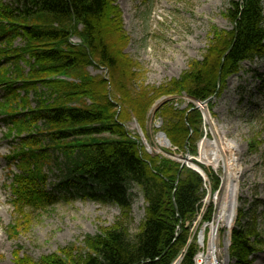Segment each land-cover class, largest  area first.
Listing matches in <instances>:
<instances>
[{
	"label": "trees",
	"instance_id": "obj_1",
	"mask_svg": "<svg viewBox=\"0 0 264 264\" xmlns=\"http://www.w3.org/2000/svg\"><path fill=\"white\" fill-rule=\"evenodd\" d=\"M223 17L232 29L213 30L202 60L191 61L166 85L136 89L140 75L124 53L128 37L113 0H0V87L6 93L0 114L9 127L6 136L17 137L10 158L19 171L10 185L12 206L25 216V209L56 202L43 173L48 151L56 150L62 158L56 162L61 173L56 189L75 190L84 200L119 209L112 225L98 228L81 245L61 248L39 262L15 251L14 264H171L180 254L188 237L186 222L203 195L202 179L172 160L150 156L124 124L134 117L144 130L146 115L161 96L184 92L203 101L218 95L241 63L264 57L262 0L230 1ZM17 39L22 45H14ZM89 67L106 69L108 80L91 76ZM30 94L35 108L29 105ZM19 106L26 113H17ZM159 116L172 146H187L195 154L200 114L191 111L185 121L186 111L164 106ZM29 128V136L22 137ZM212 182L216 188L217 179ZM134 185L142 193L145 216L132 234L129 190ZM244 217L240 210L231 235L232 264H253L252 256L261 251L255 218L243 226ZM195 253L191 243L180 264H194Z\"/></svg>",
	"mask_w": 264,
	"mask_h": 264
},
{
	"label": "rangeland",
	"instance_id": "obj_2",
	"mask_svg": "<svg viewBox=\"0 0 264 264\" xmlns=\"http://www.w3.org/2000/svg\"><path fill=\"white\" fill-rule=\"evenodd\" d=\"M230 1L239 0H113L119 7L123 29L128 37L124 53L136 63L134 70L140 75L135 88L140 85L159 88L172 79H178L191 61L202 60L213 30L232 28L223 17ZM262 4L264 8V0ZM14 45H22L20 39ZM87 71L91 76L105 73L95 67H89ZM5 97L6 93L0 88V102H4ZM29 105L31 108L36 105L32 94ZM208 110L210 125L203 122V135H212L208 137L210 139L216 136L221 140L226 159L232 157L228 151L230 143L238 146L236 156L243 169V177L239 185L237 209H243L248 215L242 224L255 218L262 247L252 259L253 264H264V58L241 63L238 73L230 76L223 91L211 99ZM157 111L153 107L148 119L146 115L143 131L135 118L126 122L128 133L141 137L150 156L177 159L163 145L161 152H154L155 129L165 125L158 119ZM16 112L26 113V110L19 106ZM157 124L159 128L155 127ZM8 133L9 127L0 115V264H14L15 251L20 257L26 256L39 262L43 256L61 248L81 245L86 236H93L98 228L114 223L119 216L118 207L84 200L75 190L66 193L55 188L61 178L56 162L62 160L56 150L48 151L50 159L43 166L47 191L55 196L56 202L43 208L25 209V216H22L12 206L10 189L13 175L19 172L15 164L17 161L10 158L17 137L15 134L6 137ZM30 133L31 128L22 137H28ZM199 140L196 141L198 144ZM253 142L256 144L251 149ZM145 143L150 145V150ZM216 175L219 177L220 173ZM129 192L132 195L130 231L135 234L144 220L145 202L137 186H131ZM11 227H15L16 234ZM198 227L194 231H198ZM220 259L225 261V254L222 253ZM229 263V259L224 262Z\"/></svg>",
	"mask_w": 264,
	"mask_h": 264
},
{
	"label": "bare ground",
	"instance_id": "obj_3",
	"mask_svg": "<svg viewBox=\"0 0 264 264\" xmlns=\"http://www.w3.org/2000/svg\"><path fill=\"white\" fill-rule=\"evenodd\" d=\"M208 114H209V112H207V110H206L204 113L205 121L210 125ZM145 145H146L147 149L150 150V145L147 143H145ZM160 145L168 146L167 141L165 140L164 136L161 134L157 135V137H156V144L153 147L154 152H156V153L161 152ZM217 149L220 151L219 145L214 146V144H212V143H208L207 141H203L199 146V155H198L196 161L198 163L204 165L205 167L211 168V169H213V171H216L218 168H220L219 158L217 156L219 154L217 153ZM190 161L192 162L193 159H190ZM195 168H197V167H195ZM233 173H236V180H237L239 177L240 169H238V170L235 169ZM228 180H230L229 186H228V193L235 195L236 194L237 181L235 184V182L230 178V176L228 177ZM237 187H238V184H237ZM234 211H235V201L229 200L227 202L226 208L221 209V212L219 215V223L214 224L212 227V235L213 236H214L215 232H217V229H218L220 223L222 224L221 226H224L228 229L232 227V223L234 220ZM213 243H214V241H211L209 243V251L213 249V246H215V245H213ZM212 256H213L212 251H210L209 256L207 258L208 264H211V261L209 260V258Z\"/></svg>",
	"mask_w": 264,
	"mask_h": 264
},
{
	"label": "built area",
	"instance_id": "obj_4",
	"mask_svg": "<svg viewBox=\"0 0 264 264\" xmlns=\"http://www.w3.org/2000/svg\"><path fill=\"white\" fill-rule=\"evenodd\" d=\"M221 198H224L225 201L227 200V192L224 193V191L222 190L221 188V191L218 193V195H215L214 196V199H213V202L214 204L216 205V201L217 199H221ZM207 198L204 200V204H203V207H202V211H203V208H204V205L207 204ZM220 212H221V209H220V206H218V208L215 207V211L213 213V218H212V221L210 223H207L204 225L203 227V230H205V228H208V234H207V243H206V246L205 248L203 247V238H204V235H203V232L201 231L200 235H199V242L201 243V246H200V250L199 252L197 253V255L195 256V264H208V256H209V252L212 251V254L213 256L209 258V260L211 261V264H223V261L222 259H219V256L221 255L220 253V247H218V233L215 232L214 236L212 235V227L214 225V221H217L219 215H220ZM201 219V214H198L197 216V219L196 221L194 222L193 225H195L197 222H199ZM217 224V223H216ZM211 241H214L213 245V249L209 251V243ZM225 242L223 240V245L225 247Z\"/></svg>",
	"mask_w": 264,
	"mask_h": 264
},
{
	"label": "water",
	"instance_id": "obj_5",
	"mask_svg": "<svg viewBox=\"0 0 264 264\" xmlns=\"http://www.w3.org/2000/svg\"><path fill=\"white\" fill-rule=\"evenodd\" d=\"M230 50H231V47L229 48V50L226 52V54L223 56V58L230 52ZM220 84V76L218 77V80H217V85H219ZM181 225L179 224L178 225V227H177V231L178 232H181Z\"/></svg>",
	"mask_w": 264,
	"mask_h": 264
}]
</instances>
